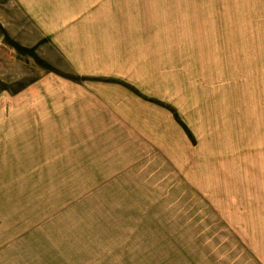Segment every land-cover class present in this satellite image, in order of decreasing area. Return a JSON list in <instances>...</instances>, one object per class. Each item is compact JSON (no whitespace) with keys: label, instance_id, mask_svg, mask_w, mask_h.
Segmentation results:
<instances>
[{"label":"rangeland","instance_id":"obj_1","mask_svg":"<svg viewBox=\"0 0 264 264\" xmlns=\"http://www.w3.org/2000/svg\"><path fill=\"white\" fill-rule=\"evenodd\" d=\"M146 3L130 117L77 120L61 59L67 100H34L50 132L0 118V264H231L264 236V0ZM4 47V109L64 77Z\"/></svg>","mask_w":264,"mask_h":264},{"label":"crops","instance_id":"obj_2","mask_svg":"<svg viewBox=\"0 0 264 264\" xmlns=\"http://www.w3.org/2000/svg\"><path fill=\"white\" fill-rule=\"evenodd\" d=\"M146 5V0H10L7 4H1L0 36L8 35L28 50L37 47V55L44 62L55 66L56 72L64 77L56 73L53 77H43L40 80L43 87L41 92H35L28 86V95L23 93L16 98V102L24 103L19 108L4 109L3 98L0 97V118L9 112L20 127V133H33L31 127L38 129L40 126L43 129L38 133L50 132L44 127L48 125L47 109L43 105L42 108L35 107L34 100L44 102L55 99L60 104L67 100L66 90L61 92V86L68 84L66 73L61 71L64 63L65 66L69 63L74 74L79 77L73 86L72 98L73 116L77 120L80 117H130L129 110L140 101V97L125 86L132 82L130 38L138 36L132 34L131 23L147 19ZM3 46L11 51L12 47L4 45L2 40L0 48ZM52 50L57 59L47 58L46 55ZM14 83L11 81L10 84ZM51 84H58L59 91L56 92L58 89ZM53 111L54 114L59 113V118L61 115L66 117L61 106L59 111L57 108ZM88 131L94 130L88 128ZM62 132L58 130V134ZM2 133L0 125V139ZM0 148H3L2 141ZM248 252L247 255H240L242 259L231 264H264V236L253 237Z\"/></svg>","mask_w":264,"mask_h":264},{"label":"trees","instance_id":"obj_3","mask_svg":"<svg viewBox=\"0 0 264 264\" xmlns=\"http://www.w3.org/2000/svg\"><path fill=\"white\" fill-rule=\"evenodd\" d=\"M9 43L11 46H13L15 49H17L20 53H23V54H29L30 56L34 57L36 59V62L47 68V69H50L52 71H55L51 66H49L48 64H46L45 62H43L36 54L33 50H27V49H24L20 46H18L16 43H14L13 41L9 40Z\"/></svg>","mask_w":264,"mask_h":264}]
</instances>
